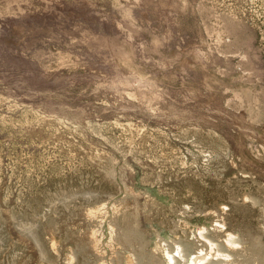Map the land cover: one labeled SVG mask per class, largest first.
Returning a JSON list of instances; mask_svg holds the SVG:
<instances>
[{
  "label": "rangeland",
  "instance_id": "1",
  "mask_svg": "<svg viewBox=\"0 0 264 264\" xmlns=\"http://www.w3.org/2000/svg\"><path fill=\"white\" fill-rule=\"evenodd\" d=\"M202 253L264 264V0H0V264Z\"/></svg>",
  "mask_w": 264,
  "mask_h": 264
},
{
  "label": "bare ground",
  "instance_id": "2",
  "mask_svg": "<svg viewBox=\"0 0 264 264\" xmlns=\"http://www.w3.org/2000/svg\"><path fill=\"white\" fill-rule=\"evenodd\" d=\"M246 200V199H245ZM225 207V206H224ZM222 208V207H221ZM225 209V208H224ZM90 212V211H89ZM220 217V216H219ZM214 224V223H213ZM216 225H218V224H216ZM223 226V225H222ZM221 227V226H220ZM184 228V227H183ZM223 228V227H222ZM199 231V230H198ZM205 231V230H204ZM206 232V231H205ZM200 233H201V231H200ZM228 235H229V233H228ZM232 236V235H231ZM230 236V237H231ZM229 238V237H228ZM228 238H227V240H228ZM233 238V237H232ZM230 240V239H229ZM206 242H208V241H206ZM229 242V241H228ZM226 244H229V243H226ZM231 244V243H230ZM229 244V245H230ZM213 246V245H212ZM234 246V245H233ZM217 247V246H216ZM235 247V246H234ZM237 247V246H236ZM204 253V252H203ZM199 254V256H192L190 259H189V261H188V263L189 264H206V262H207V260H208V255H205V254ZM217 253V252H216ZM212 254V253H211ZM218 254V253H217ZM180 255V254H179ZM222 255H223V253H222ZM165 256H167V260L169 261V263H173L174 261H173V257H171L170 255H168V254H166ZM221 256V255H220ZM220 256L217 258V259H219L220 258ZM209 257H211L210 255H209ZM216 258H214L215 260H216ZM221 258H224V256L223 257H221ZM183 259V258H182ZM210 259H212V258H210ZM228 259V258H227ZM187 263V264H188ZM174 264V263H173ZM209 264V263H208Z\"/></svg>",
  "mask_w": 264,
  "mask_h": 264
}]
</instances>
